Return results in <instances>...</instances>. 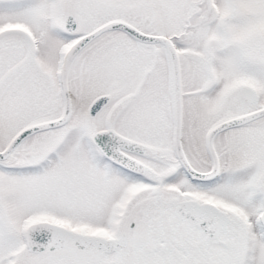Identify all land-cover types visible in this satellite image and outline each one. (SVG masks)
I'll list each match as a JSON object with an SVG mask.
<instances>
[{"label": "flooded vegetation", "instance_id": "obj_1", "mask_svg": "<svg viewBox=\"0 0 264 264\" xmlns=\"http://www.w3.org/2000/svg\"><path fill=\"white\" fill-rule=\"evenodd\" d=\"M112 1L110 2L113 3ZM162 1L155 0L158 6L162 5ZM114 5L115 3L110 5L108 16L105 18L103 16V19L96 23L91 22L82 30H80L82 20L78 7L70 5L65 8L64 12L73 14L76 20L73 31L62 30L65 34H70L66 37L67 48L78 37L97 25L111 19H121L143 32L169 37L177 50L184 26H188L187 22H184L183 28L178 23H173L168 27L171 31H165L157 16L152 21L137 22L120 10L115 12ZM204 13L201 14L200 20L205 18L202 17ZM233 15L232 13L225 15L221 21L225 35H228V31L224 25ZM7 31L20 33L23 36L22 42L10 43L7 39H2L1 35ZM35 44L33 40L31 46L29 37L21 29H0L1 122L10 118L7 116L9 110L14 111L15 114L20 109L29 111L34 103L36 86L34 73L31 71L34 64H31V60L34 57ZM214 46L216 49L223 47L217 44ZM4 49L9 50L8 53H5ZM105 49L111 52L109 61L114 62L113 69L109 72L105 68H101L102 71L95 70L94 65H91L93 69L89 67L85 55L94 59ZM160 49L166 51L169 61L163 43L135 38L121 28L106 29L91 38L69 62L67 85L71 99V113L67 121L62 125L38 130L25 136L14 145L6 157L0 158V166L6 167L3 161L13 152L21 149V144L25 140L41 134L40 132L56 129L63 131L62 128L73 119L78 126L75 135L77 141L79 143L83 141L85 147L89 142L91 151L88 155L95 167L92 184L95 228L75 230L59 221L44 218L34 220L54 222L75 233L93 234L97 237L92 247L76 245L73 239L69 238L59 247L42 250L50 256H55L60 264H248L249 258L248 254L245 257L246 252L249 253L257 246L264 248V225L261 221L264 208V165L252 166L248 168L251 170H245L246 174L243 175L242 164L229 155L230 152L238 154L237 146L242 145L243 135L238 132L235 136L229 135L228 139L234 142V145H226L224 142L228 139L222 133L242 127L264 115L215 133L212 142L217 157V170L212 177L201 178L189 172V168L196 172H208L213 168V160L206 146V132L221 120L263 106L264 103L252 107L259 101L260 94L257 92L256 102L243 103L238 100L235 90L239 104L249 108L242 110L240 106V111L227 115L222 110L228 108V103L223 102L211 112L210 117L213 121L209 123L205 119L206 112L201 105L200 114H193L192 104L195 102L184 100L182 90L178 132L180 146L175 149L170 61L168 73L165 75L160 67L158 52ZM209 56L210 54L208 61ZM75 58L79 64L77 71L82 72L79 74L77 72L76 85L73 86L70 72ZM84 70L86 74L83 73ZM101 82L103 88L98 90ZM74 87L79 97L76 101L82 104L81 115L77 117L71 116L76 104ZM101 93L108 94V102L94 115H89L90 101ZM60 96L62 103L61 92ZM17 118L22 117L17 116ZM31 123L34 121L18 127L0 150L16 131ZM200 126L205 129L203 134L198 133V136L196 132L201 128ZM105 128L113 129L132 141L121 145L119 150L136 164L135 167L120 164L102 152L94 141L93 134ZM195 134L198 137L199 148L193 153L191 148L193 145L196 147L194 143L192 144L196 139ZM260 134L262 133L258 135V145L263 147L264 135L260 136ZM221 135L223 137L219 140ZM65 139L57 140L52 144L51 150H44L36 163L28 162L25 165L37 167L43 163L53 164L50 156ZM83 145L81 144L82 147ZM100 171L116 179L112 181V185H108V188L105 187V190L97 188L101 184L98 181ZM223 181L225 187L222 190ZM218 182L222 194L225 193L228 184L238 186L245 183L247 186L245 196L240 197L239 192L234 193L229 203L213 197L211 193L212 190H216ZM109 195L111 196L108 197ZM183 201L191 202L179 209ZM107 209H109L108 215L104 217ZM34 221H29L27 224Z\"/></svg>", "mask_w": 264, "mask_h": 264}, {"label": "rangeland", "instance_id": "obj_2", "mask_svg": "<svg viewBox=\"0 0 264 264\" xmlns=\"http://www.w3.org/2000/svg\"><path fill=\"white\" fill-rule=\"evenodd\" d=\"M110 1L0 0V29H23L36 43L31 60L36 86L34 103L29 111L20 109L15 114L9 110L7 116L10 118L3 122L0 120V147L18 127L27 122L55 117L60 112L62 103L58 70L67 48L66 37L70 35L62 31V19L66 14L65 8L70 5L78 7L82 20L80 30L108 16L109 7L114 3L115 12L120 10L137 22L152 21L157 16L165 31H171L168 27L173 23L183 28L184 22H187L188 26H184L177 46L184 100L195 102L192 111L196 115L200 114L201 105L209 123L213 121L211 112L223 102L228 103V108L222 110L227 115L234 114L240 108H249L239 104L235 96V90L241 86H253L260 94L259 101L252 107L264 103V0H163L161 6L155 0ZM203 12L206 16L200 20ZM230 13L234 15L226 20L224 27L228 35H225L221 21ZM1 38L10 43H21L23 36L18 32L7 31ZM214 44L223 47L216 49ZM4 50L5 53L9 51ZM158 52L160 67L166 75L169 69L166 51L160 49ZM110 53L105 49L94 59L85 55L88 66L93 69L91 65H94L95 70L102 71L101 68H105L110 72L114 66V62L109 61ZM78 67L75 58L70 72L73 86L76 85ZM83 73L86 74V70ZM101 87L102 82L98 90H102ZM73 90L76 92L75 87ZM74 97L78 101L77 92ZM77 101L72 117L81 115L82 104ZM17 116L22 118L18 119ZM200 127L197 135H202L205 129ZM77 128L73 119L62 128L63 131L56 129L40 132L25 140L21 149L3 161L6 167L0 166V264H60L55 256L42 250L30 251L23 244L22 231L29 221L44 218L59 221L75 230L95 228L92 210L95 167L88 155L91 151L89 142L85 147L83 141H77ZM236 132L243 135V142L237 146L238 154L230 152L229 155L242 164V174L245 175V170H251L248 168L257 164L264 165V146L258 145L259 133H262L260 136L264 135V117L222 133L228 139L229 135L235 136ZM197 135L192 142L196 146L191 148L193 153L199 148ZM62 138L67 140L55 148L50 156L53 164L43 163L37 167L25 165L39 161L41 153L51 150L52 144ZM224 143L234 145L229 139ZM99 174L98 181L101 184L97 188L105 190L116 180L103 171ZM216 186L212 196L226 203L231 201L234 193L239 192L240 197L245 196L247 187L245 183L238 186L228 184L222 194L220 183ZM224 187L223 181L221 189ZM105 212L104 217H107L109 209ZM247 254L248 264H264L263 247L257 246L249 253L246 252L245 257Z\"/></svg>", "mask_w": 264, "mask_h": 264}, {"label": "water", "instance_id": "obj_3", "mask_svg": "<svg viewBox=\"0 0 264 264\" xmlns=\"http://www.w3.org/2000/svg\"><path fill=\"white\" fill-rule=\"evenodd\" d=\"M202 17H205V13L202 15ZM75 26L76 20L73 14H66L63 18V28L67 31H73L75 29ZM110 28H121L127 31L131 36L135 38L149 42L158 41L165 45L169 56L172 76L171 99L174 118L173 144L175 149L178 148V145L180 146L178 142V132L180 129L181 120L182 82L180 60L176 47L172 43L171 39L165 35L146 33L127 21L121 19H111L97 25L90 31L82 34L73 43H71L64 52L59 69V84L62 94V108L60 114L50 119L28 124L16 131L15 134L7 142L5 147L0 150V158L6 157L10 153L14 145L25 136L38 130L62 125L67 121L71 113V99L67 85V71L69 62L72 57L79 51V49H81V47H83L91 38L98 35L103 30ZM21 30L27 34L31 42V46H33V40L31 35L27 31L23 29ZM236 96L243 103H254L258 99V93L256 89L252 86L239 87L238 89H236ZM108 99L109 96L106 93L96 95L88 105L89 115H94L100 108H102L108 102ZM262 115H264V105L251 111L230 117L228 119L221 120L215 125H213L211 128H209L206 132V146L213 160V168L208 172H196L193 169L189 168L190 174L196 175L201 178L212 177L217 170V157L212 142L215 133L226 127L246 123ZM93 139L99 145L102 152L110 159H113L114 161L123 164L127 167L132 168L136 166V164L127 155L121 153L119 150V147L121 145H126V143L128 142H132L126 137L118 134L113 129L105 128L95 132L93 134ZM190 202L191 201L181 202L179 209L184 204ZM261 221L264 225V208L261 214ZM69 238H72L73 243H75L76 245L92 247L94 244V239L97 237L93 234L75 233L71 229L63 225L46 220H39L29 223L23 232L24 244L29 250L32 251L48 250L59 247Z\"/></svg>", "mask_w": 264, "mask_h": 264}]
</instances>
